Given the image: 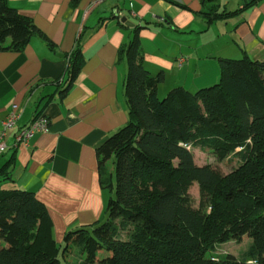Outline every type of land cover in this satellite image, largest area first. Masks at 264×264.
I'll list each match as a JSON object with an SVG mask.
<instances>
[{"label":"trees","instance_id":"1","mask_svg":"<svg viewBox=\"0 0 264 264\" xmlns=\"http://www.w3.org/2000/svg\"><path fill=\"white\" fill-rule=\"evenodd\" d=\"M36 33L0 0V50L17 51ZM119 57L127 65L128 122L96 149L99 185L108 192L102 219L67 231L59 245L34 193L0 190V264H66L73 247L78 264H264V62L219 59L217 83L195 92L175 87L160 98L163 76L144 68L137 28ZM83 63L76 48L62 94ZM194 150L238 166L226 175L197 166ZM244 240L241 259L212 260L218 245Z\"/></svg>","mask_w":264,"mask_h":264},{"label":"crops","instance_id":"2","mask_svg":"<svg viewBox=\"0 0 264 264\" xmlns=\"http://www.w3.org/2000/svg\"><path fill=\"white\" fill-rule=\"evenodd\" d=\"M252 1L6 0L37 33L17 51L0 50V133L17 116L3 138L0 190L34 193L59 245L67 231L100 221L108 192L96 149L128 122L120 49L137 28L144 68L163 76L158 94L209 87L219 80V59L264 62V0ZM76 48L84 63L62 94ZM38 116L47 132L16 145V133Z\"/></svg>","mask_w":264,"mask_h":264},{"label":"rangeland","instance_id":"3","mask_svg":"<svg viewBox=\"0 0 264 264\" xmlns=\"http://www.w3.org/2000/svg\"><path fill=\"white\" fill-rule=\"evenodd\" d=\"M166 93L167 92L165 93L161 92L158 94V96L160 98H163V96L166 95ZM193 157H194V162L197 166H211L213 169L217 170L222 175H226L230 173L233 169H235L238 166V162L235 159L228 158L224 161H218L212 154L207 152H201L199 150L193 151ZM189 194L192 197L194 207H197L199 203V191L196 183H194L190 188ZM208 212H209V208H207V213ZM249 244H250L249 240H244L243 242L240 243H235L231 241L226 244H220L217 246L216 250L211 254L213 258L212 260L217 261L218 258H221L226 254H230L235 258L241 259L243 253L247 250ZM77 252L78 251L76 250V248L73 247V251L66 260L67 261L66 264H78L79 255L77 254ZM62 264H65L63 260H62Z\"/></svg>","mask_w":264,"mask_h":264},{"label":"built area","instance_id":"4","mask_svg":"<svg viewBox=\"0 0 264 264\" xmlns=\"http://www.w3.org/2000/svg\"><path fill=\"white\" fill-rule=\"evenodd\" d=\"M15 108V107H14ZM17 116L11 114L1 126L0 133V158L5 153L6 146L3 143V138L8 130L12 129L15 126ZM48 120L44 116L36 117L29 126L19 130L15 135V144L16 145H28L29 139L37 133H45L48 129Z\"/></svg>","mask_w":264,"mask_h":264},{"label":"water","instance_id":"5","mask_svg":"<svg viewBox=\"0 0 264 264\" xmlns=\"http://www.w3.org/2000/svg\"><path fill=\"white\" fill-rule=\"evenodd\" d=\"M121 22H122L124 25H126V26H133L131 23H129V22L127 21V19H126L125 17H122V18H121Z\"/></svg>","mask_w":264,"mask_h":264}]
</instances>
